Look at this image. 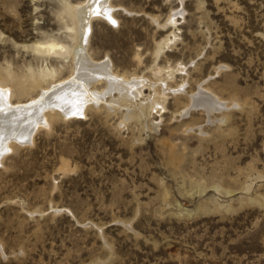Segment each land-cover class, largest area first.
Listing matches in <instances>:
<instances>
[{
  "label": "rangeland",
  "instance_id": "374dc122",
  "mask_svg": "<svg viewBox=\"0 0 264 264\" xmlns=\"http://www.w3.org/2000/svg\"><path fill=\"white\" fill-rule=\"evenodd\" d=\"M80 1L0 0V75L27 79L43 67L59 80L75 74L70 58L20 45L53 38L73 46L63 8ZM110 4L117 22L93 17L81 50L145 80L130 104L147 103L145 83L168 77L189 94L205 79L227 109L180 117L189 99L168 93L138 118L125 106L110 109L106 95L84 114L53 115L0 164V264H264V0ZM174 9L175 26L163 28ZM12 86V102L39 92ZM187 122L192 130L183 131Z\"/></svg>",
  "mask_w": 264,
  "mask_h": 264
},
{
  "label": "bare ground",
  "instance_id": "6f19581e",
  "mask_svg": "<svg viewBox=\"0 0 264 264\" xmlns=\"http://www.w3.org/2000/svg\"><path fill=\"white\" fill-rule=\"evenodd\" d=\"M105 7L111 9V11L105 13ZM114 7V5L110 4V0H101L99 4L97 0H91V2L90 0H83L76 4H66L63 11L72 22L71 25L66 27L71 33V39L74 41L73 46L53 38L35 40L32 43L20 45L21 48H30L38 57L48 58L51 56L63 60L70 58L73 63V73L75 72V74L59 80L57 79L56 69L43 67L38 69L36 73L29 69L30 75L27 79H18L11 71H6L4 75H0V90H2L0 109H3V111H0V164H2L6 150H11L16 142L28 143L32 141L33 133L41 126L50 125L53 115L68 116L73 114V112H76V116L77 114H84L86 108L97 107V104L100 103L99 101H103L106 95L111 97L109 101L104 100L110 109L113 110L114 107L117 109V107L125 106L127 109L126 116L138 118L148 115L150 110L159 103V99L163 98L164 101L168 93L181 94L189 99V103L184 104L178 112L180 117L195 110L206 113V116L210 117L215 111L220 112L227 109L225 105L227 104L228 106V103L225 100L215 94L210 88L204 87L205 79L199 85L196 93L189 94L184 89V83L179 86L176 85L174 88L167 84L166 80H168V77L166 79L157 77L156 82L148 81L145 83L153 91V95L148 97L147 103L146 101H139L130 104L138 99L145 80L136 76L128 79L125 75L113 73L108 63L94 62L90 60L84 50H81L86 44L85 35L83 36V34L86 29H89L90 20L93 17H101L111 22L113 20L116 21L112 12ZM97 9L100 10V15H95ZM176 14L177 10H172L162 27L170 26L173 28L176 24ZM170 41L168 36H166L156 42V56L168 46ZM221 66L215 70L218 71ZM84 69H87V76L83 71ZM152 70L155 76H158L162 68ZM171 76L172 74L169 75L170 78ZM101 81L107 82L106 88L101 91L91 88V86L101 83ZM13 82H15V85L19 87L22 93L25 92L27 86L31 89H37L39 92L34 97L31 96L26 100L12 102V98L16 94L12 86ZM113 93H117L118 96L112 97ZM157 97L160 98L157 99ZM211 118L209 119L211 120ZM225 118L224 115H221V118L216 120L224 121ZM158 124L150 121L148 126L155 130ZM192 125L191 122L184 123V129L182 130L186 131L190 128L192 130ZM199 128V131H201L200 126ZM166 145L169 147V157L173 163H177L179 156L175 151L174 145L168 140Z\"/></svg>",
  "mask_w": 264,
  "mask_h": 264
},
{
  "label": "snow or ice",
  "instance_id": "6c2138e0",
  "mask_svg": "<svg viewBox=\"0 0 264 264\" xmlns=\"http://www.w3.org/2000/svg\"><path fill=\"white\" fill-rule=\"evenodd\" d=\"M90 2H91V0H90ZM100 2H101V0H97V3H98V4H99ZM110 11H111V9H109V8H107V7L104 8V12H105V13H108V12H110ZM100 14H101V13H100V10L97 9V11L95 12V15H100ZM112 23L115 24V21L113 20ZM83 71H84L85 75L87 76V75H88L87 69H84ZM0 98H2V90H0ZM0 111H3V109H0ZM77 111H79V109H77ZM75 114H76V112H73V115H75Z\"/></svg>",
  "mask_w": 264,
  "mask_h": 264
}]
</instances>
